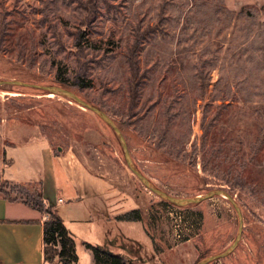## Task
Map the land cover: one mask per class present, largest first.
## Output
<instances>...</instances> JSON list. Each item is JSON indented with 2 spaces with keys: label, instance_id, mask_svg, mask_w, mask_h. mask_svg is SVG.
<instances>
[{
  "label": "rangeland",
  "instance_id": "obj_1",
  "mask_svg": "<svg viewBox=\"0 0 264 264\" xmlns=\"http://www.w3.org/2000/svg\"><path fill=\"white\" fill-rule=\"evenodd\" d=\"M62 83L80 102L37 88ZM38 141L144 218L149 247L135 224L93 226L71 229L77 254L264 264V0H0L1 195L26 201L5 149Z\"/></svg>",
  "mask_w": 264,
  "mask_h": 264
},
{
  "label": "crops",
  "instance_id": "obj_2",
  "mask_svg": "<svg viewBox=\"0 0 264 264\" xmlns=\"http://www.w3.org/2000/svg\"><path fill=\"white\" fill-rule=\"evenodd\" d=\"M5 159L3 179L28 189L37 187L44 207L50 208L73 235L76 228L89 230L94 226L101 229L98 236L101 239L102 231L108 233L110 226L123 230L135 224L149 247L143 217L141 221L117 219L140 210L139 205L102 177L92 174L70 150L55 151L47 141H38L7 147ZM47 218V213L39 212L29 203L0 194V264H49L43 259V223ZM76 255V264H96L85 246L81 255L77 252Z\"/></svg>",
  "mask_w": 264,
  "mask_h": 264
},
{
  "label": "trees",
  "instance_id": "obj_3",
  "mask_svg": "<svg viewBox=\"0 0 264 264\" xmlns=\"http://www.w3.org/2000/svg\"><path fill=\"white\" fill-rule=\"evenodd\" d=\"M75 85L77 87H84V81L80 80ZM62 88L67 89L64 83ZM13 191L25 196V202L39 212L48 214L47 220L43 223V259L49 264H76L77 255L75 252V242L71 233L67 230L62 220L50 209L45 208L39 199L37 187L33 190L19 184H13ZM31 201V202H28ZM117 219L123 221H141L142 216L139 210H133L119 216ZM85 247L89 249L94 257L96 264H130L121 256L108 254L102 252L99 247L86 244Z\"/></svg>",
  "mask_w": 264,
  "mask_h": 264
},
{
  "label": "water",
  "instance_id": "obj_4",
  "mask_svg": "<svg viewBox=\"0 0 264 264\" xmlns=\"http://www.w3.org/2000/svg\"><path fill=\"white\" fill-rule=\"evenodd\" d=\"M37 88H39V89H43V90H46V91H51V92H54V93H61L62 95H64V96H66V97H70V98H72V99H75V100H78L75 96H73L72 94H70V92H69V90H67V89H64V88H62V87H57V86H55V87H37ZM79 101V100H78ZM80 102V101H79ZM81 104H83V105H85L86 107H88V108H90L91 110H93L95 113H97L99 116H101V117H104V114L102 113V112H100L98 109H95V108H91L89 105H86L85 103H81ZM115 132H116V134L118 135V132H117V130H115ZM123 148H124V151H125V157H126V161H127V163L129 164V166H131L130 165V157H129V155H128V153H127V150H126V147L124 146V144H123ZM143 181H144V179H142ZM146 184H148L149 185V183L148 182H146ZM157 193L158 194H160L161 195V197L162 198H166L164 195H162L160 192H158L157 191ZM170 200V199H169ZM172 201V200H171ZM240 230V229H239ZM239 240V234L237 235V238H236V241H238ZM236 241H235V243H236ZM235 247V245L233 244V248ZM102 252H105V253H108V254H110V252L109 251H107V250H103V249H100ZM227 252H229V249H228V251ZM219 256V255H218ZM218 256H209V257H206L204 260H202L201 261V264H206V263H208L210 260H212V259H214V258H217ZM222 256V255H221Z\"/></svg>",
  "mask_w": 264,
  "mask_h": 264
},
{
  "label": "built area",
  "instance_id": "obj_5",
  "mask_svg": "<svg viewBox=\"0 0 264 264\" xmlns=\"http://www.w3.org/2000/svg\"><path fill=\"white\" fill-rule=\"evenodd\" d=\"M61 202V200H59Z\"/></svg>",
  "mask_w": 264,
  "mask_h": 264
}]
</instances>
